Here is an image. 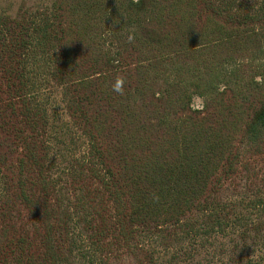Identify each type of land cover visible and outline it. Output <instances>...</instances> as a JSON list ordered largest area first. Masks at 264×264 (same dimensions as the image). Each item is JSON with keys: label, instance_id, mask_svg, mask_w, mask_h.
I'll return each instance as SVG.
<instances>
[{"label": "trees", "instance_id": "16d2710c", "mask_svg": "<svg viewBox=\"0 0 264 264\" xmlns=\"http://www.w3.org/2000/svg\"><path fill=\"white\" fill-rule=\"evenodd\" d=\"M121 261L264 264V0L0 14V264Z\"/></svg>", "mask_w": 264, "mask_h": 264}, {"label": "rangeland", "instance_id": "374dc122", "mask_svg": "<svg viewBox=\"0 0 264 264\" xmlns=\"http://www.w3.org/2000/svg\"><path fill=\"white\" fill-rule=\"evenodd\" d=\"M49 2L50 0H0V14L5 13L13 15L21 5L33 9L48 4ZM40 87L41 97L43 99L42 102L47 107L51 123L53 124V133L65 136V142L68 144V147L74 150L82 149V141L78 138L75 132L68 127V118L66 117L59 101L58 91L49 88V85L46 83H41ZM192 106L195 109H200L202 107V100L200 98H194ZM72 138L75 140V146L70 141ZM113 264H127V262L121 261Z\"/></svg>", "mask_w": 264, "mask_h": 264}, {"label": "clouds", "instance_id": "9594fccd", "mask_svg": "<svg viewBox=\"0 0 264 264\" xmlns=\"http://www.w3.org/2000/svg\"><path fill=\"white\" fill-rule=\"evenodd\" d=\"M125 82H126L125 78L118 76L112 85V90L114 92H116L117 94L124 95V84H125Z\"/></svg>", "mask_w": 264, "mask_h": 264}]
</instances>
